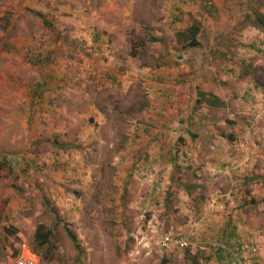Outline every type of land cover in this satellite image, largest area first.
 Masks as SVG:
<instances>
[{"label":"rangeland","instance_id":"rangeland-1","mask_svg":"<svg viewBox=\"0 0 264 264\" xmlns=\"http://www.w3.org/2000/svg\"><path fill=\"white\" fill-rule=\"evenodd\" d=\"M204 2L0 0V264H264V0Z\"/></svg>","mask_w":264,"mask_h":264},{"label":"trees","instance_id":"trees-1","mask_svg":"<svg viewBox=\"0 0 264 264\" xmlns=\"http://www.w3.org/2000/svg\"><path fill=\"white\" fill-rule=\"evenodd\" d=\"M205 1V0H204ZM205 4V2H204ZM206 7V6H205ZM199 33H200V28L198 25L196 24H192L189 28H186L185 30L179 31L176 34L177 37V42L178 44H185L186 48H198L199 47V41H198V37H199ZM237 229L234 228L233 231H230L228 237L229 239H233L235 236V232ZM11 234H16L15 232H11ZM68 235L70 236V238L72 239V241L76 244H79L77 241V238L74 234H72V232H70L68 230ZM229 239L226 241L228 242ZM55 240L54 237V232L52 229H48L46 226L44 225H39L36 229L35 232V236H34V249H32V251L35 254L39 255V250L40 249H51L53 248L54 250L56 249L55 244L53 243ZM252 242H255V244H259L258 240L252 239L250 241H246L243 242L241 241L236 247L231 246L228 243H225L224 245L226 246V248L223 250V246L221 244H219V246L217 247L219 249V256L223 259H226L227 257L231 260L232 264H237V261L234 257L235 254H237L239 256L240 259H242V261L247 262V259L245 258L246 254H251L252 256H258L259 253L257 254H253L250 253V251H244L243 248L245 246H249L252 248ZM17 251L15 256L17 255ZM222 255V256H221ZM225 256V257H223ZM227 256V257H226ZM237 256V257H238ZM163 264H166V261L163 262Z\"/></svg>","mask_w":264,"mask_h":264},{"label":"built area","instance_id":"built-area-1","mask_svg":"<svg viewBox=\"0 0 264 264\" xmlns=\"http://www.w3.org/2000/svg\"><path fill=\"white\" fill-rule=\"evenodd\" d=\"M205 6L209 11V14H214L216 11V0H205ZM157 245L162 249H186L191 246V241L188 237L183 234H169L162 235L157 239ZM218 247V244H214ZM260 245L252 242V248L245 246L244 251H250V253L257 254L260 253ZM235 254L234 257L237 258V264H247V262L242 261L239 256ZM13 264H44L43 261L35 254L32 249L27 244H22L19 251L14 258Z\"/></svg>","mask_w":264,"mask_h":264}]
</instances>
